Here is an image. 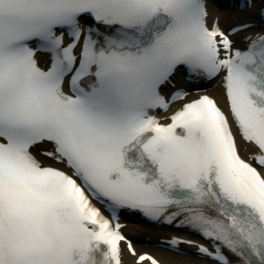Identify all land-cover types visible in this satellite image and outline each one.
I'll return each instance as SVG.
<instances>
[{
	"label": "snow or ice",
	"instance_id": "6c2138e0",
	"mask_svg": "<svg viewBox=\"0 0 264 264\" xmlns=\"http://www.w3.org/2000/svg\"><path fill=\"white\" fill-rule=\"evenodd\" d=\"M208 16L207 0H0V264H122V242L159 264L123 209L179 219L215 264H264V172L229 119L264 167V34L237 48ZM178 70L223 74L228 113L205 94L161 122L187 96L162 94Z\"/></svg>",
	"mask_w": 264,
	"mask_h": 264
},
{
	"label": "bare ground",
	"instance_id": "6f19581e",
	"mask_svg": "<svg viewBox=\"0 0 264 264\" xmlns=\"http://www.w3.org/2000/svg\"><path fill=\"white\" fill-rule=\"evenodd\" d=\"M231 15H232L231 11L227 9H218L217 7L214 6L212 8H209L208 19L209 21H211L214 16H217L219 20V25L223 28H227L229 26L228 25L229 16ZM38 58H39V61L41 62L45 58V55L38 54ZM207 91L211 93L212 95H214L217 101L222 106H225L224 100L222 97V89L220 87L218 86L212 87L210 90H207ZM239 146H240V149L243 155H246V156H248L250 152H253L255 150L253 147H251L248 144H245L243 141L239 142ZM40 147L42 148L48 147V145H41ZM33 151H34V154L37 155V158L41 159L43 163L45 164L52 163V161L48 160L47 158L40 156L38 149H34ZM125 231L127 234L134 237L136 241H138V243L136 244L137 249L139 250L142 249L145 251H152L154 253H157L164 264H197V262L194 259H190L182 255L167 254V253L160 251L157 248H152V247H147V246L142 245L144 241L149 242V243H155V242L158 243L160 241L161 235L157 234L151 228H145L143 226H140L134 223H128L126 224ZM134 259L135 257H132L127 253H124L123 258H122V264H136ZM143 264H149V263L143 262ZM200 264H213V263L212 262H209V263L202 262Z\"/></svg>",
	"mask_w": 264,
	"mask_h": 264
}]
</instances>
